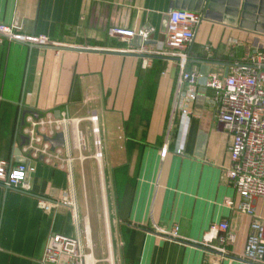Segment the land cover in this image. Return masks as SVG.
<instances>
[{
  "label": "crops",
  "instance_id": "crops-1",
  "mask_svg": "<svg viewBox=\"0 0 264 264\" xmlns=\"http://www.w3.org/2000/svg\"><path fill=\"white\" fill-rule=\"evenodd\" d=\"M175 9L173 0H0V23L57 44L30 47L0 36V159L34 168L30 190L0 183V264H40L53 234L75 236L84 226L94 264H242L237 256L254 217L240 210L242 197L227 177L233 136L218 121L215 92L204 79L225 77L235 62L264 49V35L240 20L202 19L184 50L187 70L202 76L191 100L188 85L179 86L176 56L150 55L145 67L146 55L137 52L142 39L126 42L111 32L151 24L156 32L146 44L156 48ZM64 109L83 119L89 143L90 157L76 162L72 182L21 151L28 114ZM92 112L104 145L101 164L92 157ZM254 209L264 217V195ZM223 221L237 236L225 245L229 254L218 250L219 238L203 244ZM175 226L178 240L162 233Z\"/></svg>",
  "mask_w": 264,
  "mask_h": 264
},
{
  "label": "built area",
  "instance_id": "built-area-1",
  "mask_svg": "<svg viewBox=\"0 0 264 264\" xmlns=\"http://www.w3.org/2000/svg\"><path fill=\"white\" fill-rule=\"evenodd\" d=\"M202 18L201 13L192 10L171 11L166 40L156 48H150L146 44L156 32L151 24L136 31L113 29L111 32L126 42H131L135 37L142 39V46L137 52L146 55L143 61L145 67L149 65L150 55L176 56L181 69L179 86L187 84L189 99L193 100L197 96L195 87L201 82L202 76L197 71L187 70L188 54L184 50L195 39V27ZM16 29V25L0 23V36L11 41L43 46L57 45L47 36H30ZM164 47L169 52H164ZM204 83L215 92L218 121L233 136L229 147L231 164L227 169V177L242 197L240 210L254 217L245 250L237 257L242 264H264V217L257 215L254 209L255 198L264 195V49L258 48L248 53L242 61L235 62L227 76L212 73L204 79ZM184 113L188 114L189 110L185 109ZM86 119L92 125L95 149L92 157L101 164L104 145L100 136L99 117L96 112H92ZM82 121L81 118L73 117L68 109L62 110L59 116L52 111L38 116L28 114L22 128L25 136L21 147L23 155L30 159H42L46 164L67 172L72 182L76 162L83 163L90 157L86 154L89 143L87 134L80 126ZM59 134L63 135V145L53 147L48 139H54ZM33 170L29 165L13 166L9 161L0 159V183L7 187L30 190L27 175ZM71 204L74 205L73 202ZM40 205L46 207L47 203L41 200ZM162 233L171 239L180 238L177 226L168 233ZM223 233L225 235L220 236ZM218 238L223 245L218 250L229 254L225 245L234 244L237 236L229 231L226 221L211 226L203 244H211ZM92 248L87 226L78 227L75 236L53 234L40 264H94Z\"/></svg>",
  "mask_w": 264,
  "mask_h": 264
},
{
  "label": "water",
  "instance_id": "water-1",
  "mask_svg": "<svg viewBox=\"0 0 264 264\" xmlns=\"http://www.w3.org/2000/svg\"><path fill=\"white\" fill-rule=\"evenodd\" d=\"M173 8L201 13L202 19H214L230 24H236L240 20L241 27L264 35V0H173ZM28 45L33 47V44L29 43ZM109 53L111 52L109 51ZM35 116H38V114H35ZM48 140L52 142L53 147L63 145L64 141L62 134Z\"/></svg>",
  "mask_w": 264,
  "mask_h": 264
},
{
  "label": "rangeland",
  "instance_id": "rangeland-1",
  "mask_svg": "<svg viewBox=\"0 0 264 264\" xmlns=\"http://www.w3.org/2000/svg\"><path fill=\"white\" fill-rule=\"evenodd\" d=\"M86 154H87V152H86ZM93 184H94V178L88 174V185H89L90 190L92 189ZM90 201H91L90 202L91 204L94 203V201H95V196H94L93 192H90Z\"/></svg>",
  "mask_w": 264,
  "mask_h": 264
}]
</instances>
